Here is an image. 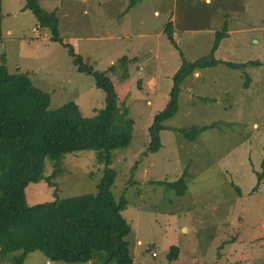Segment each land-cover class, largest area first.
I'll use <instances>...</instances> for the list:
<instances>
[{"label":"rangeland","instance_id":"rangeland-1","mask_svg":"<svg viewBox=\"0 0 264 264\" xmlns=\"http://www.w3.org/2000/svg\"><path fill=\"white\" fill-rule=\"evenodd\" d=\"M38 3L48 11L56 7L59 35L75 45L83 62L106 75L110 72L119 105L126 106L134 120L130 145L111 151L116 170L111 191L115 200L124 194L127 201L121 214L131 226L126 239L134 264H264V175L259 182L257 178L264 172V0H140L126 12L125 0ZM23 7L24 0H1L0 63L4 54L9 72L28 73L31 83L48 94V108L73 101L83 116L96 113L104 94L92 76L77 71L66 49L50 40ZM154 8L160 16L153 15ZM171 13L179 44L163 34ZM224 27L235 47L228 54L219 52L216 66L199 69V78L189 75L179 82L177 111L163 122L175 128L217 126L194 142L164 130V150L151 159L163 167L144 172L151 158L144 154L147 116L164 108L169 92L147 103L146 91H140L142 78L134 75L127 95L121 92V74L108 67L113 62L116 69L124 66L122 71L140 66L141 76H161L172 86L181 57L190 61L209 53L216 31ZM122 56L125 59L117 61ZM222 59L257 62L238 69ZM167 154V161L162 160ZM99 158L94 151L64 153L58 161L45 160L43 175L50 176L59 198L94 193L103 167ZM184 173L186 190L181 195L156 183L175 181ZM27 186L29 204L53 197L54 186L44 181ZM171 246L179 249L175 261L167 259ZM103 258L97 253L87 263L50 261L34 251L22 264H101ZM14 259L11 254L0 258V264Z\"/></svg>","mask_w":264,"mask_h":264},{"label":"trees","instance_id":"trees-1","mask_svg":"<svg viewBox=\"0 0 264 264\" xmlns=\"http://www.w3.org/2000/svg\"><path fill=\"white\" fill-rule=\"evenodd\" d=\"M124 10L140 0H125ZM40 28L50 40L59 42L72 58L77 71L92 76L93 84L103 94V106L91 116H83L73 101L48 108L49 96L34 86L26 72H9L5 56L0 63V258L15 255L12 264H22L24 257L37 251L50 261H92L97 253L104 255L101 264H134L126 236L131 226L122 216L127 201L122 194L115 200L111 191L116 170L111 167V151L128 147L132 140L134 120L126 106L119 105L118 94L105 71H96L75 53L69 42L63 41L57 28L55 10L43 9L38 0H24ZM0 0V45H2ZM164 31L174 42L172 23ZM224 31H216L213 45L206 55L188 61L181 57V65L172 76L169 99L163 109L153 114L147 131L149 142L145 155L161 148L159 132L173 130L194 142L203 131L217 123L188 128L163 124L178 108L179 82L194 71L217 65L214 57ZM125 59L124 56L117 61ZM231 68L241 69L256 63L221 61ZM118 64V63H117ZM123 64V63H122ZM112 64L108 69L112 71ZM126 78V76H122ZM94 151L102 157V173L96 192L64 198L57 196V188L50 176L43 175L45 160L58 161L64 153ZM263 173L257 174L258 182ZM186 174L175 181H158L175 188L178 195L186 190ZM44 181L54 186L52 199L34 204L25 200L30 183ZM257 185L254 187L256 188ZM178 247L171 246L169 261L178 258Z\"/></svg>","mask_w":264,"mask_h":264},{"label":"crops","instance_id":"crops-1","mask_svg":"<svg viewBox=\"0 0 264 264\" xmlns=\"http://www.w3.org/2000/svg\"><path fill=\"white\" fill-rule=\"evenodd\" d=\"M84 2H85V0H83ZM203 2L204 3H207V4H210L211 2H212V0H203ZM59 3V2H58ZM55 11H56V7H54L53 8ZM53 9H51V10H53ZM128 10V9H127ZM127 10H125V12L127 11ZM84 12L86 11L85 9L83 10ZM123 12H124V9H123ZM153 15H161V11L158 9V8H154V10H153ZM174 20V13H171L169 16H168V21L169 22H171V23H173L172 21ZM57 22H58V20H57ZM179 23V22H178ZM177 23V24H178ZM172 25H174V28H173V39H174V41H175V44H177V42H178V44H179V40H178V38H179V36H178V33H177V31H178V27H176L175 26V24H172ZM179 25H180V23H179ZM194 25V24H193ZM191 27H193V26H190L189 28H191ZM187 28V27H186ZM163 34L164 35H166V37L168 38V36H167V34H166V32L164 31V26H163ZM190 30H192V29H190ZM215 30V29H214ZM216 31V30H215ZM215 31H213V32H215ZM8 32H10V31H8ZM230 30L229 29H227V27H226V31H225V35H224V37L223 38H221L220 40H219V44H218V46H217V49L215 50V52H214V57H216V55L219 53V52H221V53H226V54H228V53H230V51L229 50H231V48L232 47H235V45H236V42L235 41H232V40H228V37H230ZM47 37H48V35H46ZM62 38V37H61ZM169 39V38H168ZM62 40H63V38H62ZM64 41V40H63ZM169 41H170V39H169ZM72 47H73V50H74V52L75 53H79V51L75 48V45L74 44H72ZM80 55V54H79ZM120 58V57H119ZM190 61H192V60H190ZM222 61H226V59H222ZM113 65H114V62L112 63ZM180 65H181V63H180ZM179 65V66H180ZM216 66V65H215ZM122 67H124V66H122ZM122 67H121V65H120V67L119 68H117L116 69V67H114L113 69H112V73L113 74H115V75H117V73L118 74H121L120 75V78H121V83L123 84V85H121V92L123 91V90H126V93H127V95H130L129 94V90H130V88H131V79H132V77L134 76V75H136V76H138V77H141L142 78V80H141V84H140V86H141V89H140V91H146V98L148 99L147 100V103H152V102H158L159 101V99H156V97H159V96H162V94H165V92H166V90L169 92L170 91V89H171V86H170V83L168 82V80H167V82H163L164 81V79H162V78H160V77H158V76H156V75H152V74H150V73H145L144 74V76H141V74H140V70L142 69H144L143 67H138V69L139 70H136V69H133V70H130L129 71V67H125V70L124 71H122ZM212 67H214V66H212ZM109 68V67H108ZM179 68V67H178ZM208 68V67H207ZM128 69V70H127ZM201 69H203V68H201ZM109 71H110V69H108ZM199 70V69H198ZM198 70H196V71H194L193 73H190V74H188L187 76H185L184 77V79L185 78H187L189 75H192V76H194V77H197V78H199L200 77V72L198 71ZM108 73V72H107ZM109 74H110V72L108 73V75L107 76H109ZM148 74H150V75H148ZM122 76H126V78H124V77H122ZM166 78H168V77H166ZM109 79H110V76H109ZM111 80V79H110ZM145 81V82H144ZM127 89H128V92H127ZM131 92V91H130ZM133 93V92H132ZM148 95H150L151 96V98H152V100H149V97H147ZM133 97H135L138 101L140 100V98L138 97V96H136L135 95V93H134V96ZM118 98H119V100H121L120 99V97H119V95H118ZM201 98V97H200ZM168 101V100H167ZM167 101H166V103H167ZM166 103H162L163 105L165 104L166 105ZM164 105V106H165ZM152 116H153V114L151 115V117H148L147 116V118H150L149 119V121H148V123H147V125H146V128L148 127V124L150 123V121H151V119H152ZM167 126V125H166ZM169 127V126H168ZM164 130H167V129H163V130H161L160 132H159V136H160V142H161V134H163V131ZM164 150V144H163V142H161V148H160V150L158 151V152H155V153H153V154H148L149 156H151V158H150V162H149V164H148V166H146L145 168H143V171L145 172V171H147V167H152V166H155V167H161V165L158 163V162H152L151 161V159L153 158V156H156V155H158V156H160V152L161 151H163ZM170 155H165L164 156V158L162 159V160H165V161H167V159H168V157H169ZM161 158V157H160ZM163 167V166H162ZM161 167V168H162Z\"/></svg>","mask_w":264,"mask_h":264},{"label":"built area","instance_id":"built-area-1","mask_svg":"<svg viewBox=\"0 0 264 264\" xmlns=\"http://www.w3.org/2000/svg\"><path fill=\"white\" fill-rule=\"evenodd\" d=\"M154 254V252H151V255H153Z\"/></svg>","mask_w":264,"mask_h":264}]
</instances>
